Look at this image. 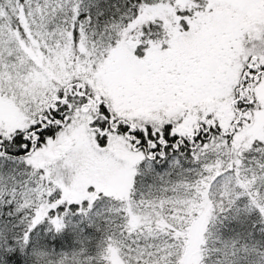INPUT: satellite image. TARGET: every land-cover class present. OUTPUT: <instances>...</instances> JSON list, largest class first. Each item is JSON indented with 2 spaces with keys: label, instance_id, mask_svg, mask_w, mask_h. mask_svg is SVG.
I'll return each mask as SVG.
<instances>
[{
  "label": "snow or ice",
  "instance_id": "1",
  "mask_svg": "<svg viewBox=\"0 0 264 264\" xmlns=\"http://www.w3.org/2000/svg\"><path fill=\"white\" fill-rule=\"evenodd\" d=\"M0 264H264V0H0Z\"/></svg>",
  "mask_w": 264,
  "mask_h": 264
}]
</instances>
